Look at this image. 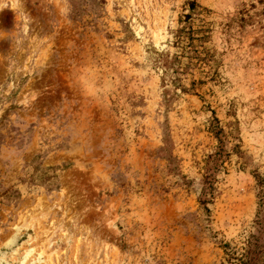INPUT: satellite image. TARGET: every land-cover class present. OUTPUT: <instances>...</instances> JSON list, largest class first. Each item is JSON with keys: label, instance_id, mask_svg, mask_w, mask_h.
Masks as SVG:
<instances>
[{"label": "rangeland", "instance_id": "obj_1", "mask_svg": "<svg viewBox=\"0 0 264 264\" xmlns=\"http://www.w3.org/2000/svg\"><path fill=\"white\" fill-rule=\"evenodd\" d=\"M248 258L264 0H0V264Z\"/></svg>", "mask_w": 264, "mask_h": 264}, {"label": "trees", "instance_id": "obj_2", "mask_svg": "<svg viewBox=\"0 0 264 264\" xmlns=\"http://www.w3.org/2000/svg\"><path fill=\"white\" fill-rule=\"evenodd\" d=\"M207 183H209L210 181L207 179L206 180ZM202 203H204V200H202ZM245 264H249L250 263V259L248 258L247 260L244 261Z\"/></svg>", "mask_w": 264, "mask_h": 264}]
</instances>
